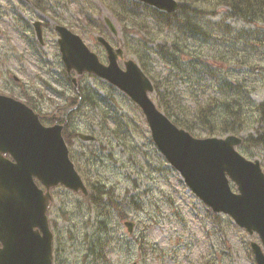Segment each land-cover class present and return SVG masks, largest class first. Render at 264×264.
Listing matches in <instances>:
<instances>
[{
  "label": "rangeland",
  "instance_id": "obj_1",
  "mask_svg": "<svg viewBox=\"0 0 264 264\" xmlns=\"http://www.w3.org/2000/svg\"><path fill=\"white\" fill-rule=\"evenodd\" d=\"M43 1L44 7L39 8L29 0H0V94L22 102L30 98L27 95L32 96L34 109L43 119L51 118L56 108H65L68 99L77 94L64 77L55 23L79 34L104 63L106 53L96 42V35L121 46L125 57L140 66L142 59L147 68L144 72L152 82L159 81L163 92L178 95L183 116H190L208 94L217 90H204L202 83L199 86L192 82L190 58L214 61L220 74L245 85L254 101L264 99V46L252 45L248 31L254 26L229 17L226 6H219L201 24L211 30L220 21L231 30L216 31V38L203 41L185 36L174 24L156 23L143 8L138 9V15L148 31L139 26H133V31L124 30L114 11L115 0ZM104 16L113 22L116 36L106 27ZM36 19L43 22L45 44L41 49L39 45L32 48L17 31L25 30L29 41L37 43L31 25ZM256 28L262 29V23ZM161 46L171 52L185 50L182 69L166 62L159 51ZM41 78L56 92L45 88ZM78 82L94 90L99 100L95 105L84 102L70 115L67 126L75 133L95 135L96 140L86 142L76 134L72 145L67 144L76 158L71 160L83 179L87 175L91 183L113 191L114 200L126 217L120 218L114 208L98 215L99 210L89 206L82 194L64 187L51 189L53 201L48 216L54 235V264H89L93 257L89 246L97 251L100 246L106 248L107 261L95 264H255L249 242H259L258 236L247 234L228 215L211 211L193 194L156 148L140 109L122 92L95 76L84 73ZM151 96L157 103L156 94ZM118 115L121 121L115 124ZM43 123L49 125L44 120ZM258 128L264 130V121L249 125L241 134L255 133ZM240 152L249 159H259L261 165L264 161V150L260 148L253 149L251 154ZM127 220L135 222L131 235L124 225Z\"/></svg>",
  "mask_w": 264,
  "mask_h": 264
},
{
  "label": "water",
  "instance_id": "obj_2",
  "mask_svg": "<svg viewBox=\"0 0 264 264\" xmlns=\"http://www.w3.org/2000/svg\"><path fill=\"white\" fill-rule=\"evenodd\" d=\"M138 1L167 12L178 6L176 0ZM103 19L116 35L111 19ZM33 25L43 44L41 21ZM54 29L71 82L77 86L78 75L91 73L125 93L141 109L154 144L190 190L213 212L227 214L248 234H257L260 243L250 241V248L256 264H264V171L259 159H249L239 152L242 138L235 134L193 136L157 107L150 97L151 80L134 59L124 57L121 47H113L97 36L107 53L108 62L104 64L78 34L60 24ZM62 128L57 122L44 125L31 107L0 94V264H53V235L47 217L50 189L63 186L88 193L69 157ZM78 136L85 141L95 139L90 134ZM124 224L131 233L134 222Z\"/></svg>",
  "mask_w": 264,
  "mask_h": 264
},
{
  "label": "trees",
  "instance_id": "obj_3",
  "mask_svg": "<svg viewBox=\"0 0 264 264\" xmlns=\"http://www.w3.org/2000/svg\"><path fill=\"white\" fill-rule=\"evenodd\" d=\"M35 7H44L43 0H29ZM105 2V1H104ZM116 8L114 9L117 18L122 21L124 30L133 31V26H139L142 30L148 31L147 24L138 15V9H147L148 15L158 24L167 26L174 24L182 31L185 36L199 38L203 41L216 38V31L228 32L231 28L223 22H216L208 30L201 21L209 14H215L219 6H226L228 16L234 19L242 20L245 24L253 25V29L249 30V37L252 45L261 44L264 46V0H179L178 9L174 12H164L158 10L148 4H144L135 0H115ZM46 9V8H42ZM113 10V9H112ZM183 15V17H180ZM90 19V16H88ZM88 18V24H90ZM128 21L129 23L123 22ZM262 23V29H257L258 24ZM30 25L27 23L26 28ZM255 28V29H254ZM23 34L30 43L32 48L38 46L33 41H29L28 34L25 30H18ZM229 33V32H228ZM253 47V46H252ZM41 49V47L39 46ZM38 51V50H37ZM159 51L163 53L166 62L173 64L177 69H182L185 60L186 52L184 49H178L176 52L169 51L164 46H161ZM141 67L147 72L145 62L140 59ZM191 66V75L193 83L200 86L202 83L204 90L208 87H216L217 90L208 94L204 101L198 104L190 116L181 115V101L177 94L163 92L159 81H154V93L158 107L179 127L188 130L195 136H224L226 134H241L249 125L264 121V99L260 102L254 101L250 97V91L238 81L229 80L223 77L219 72V66L215 65L214 61H204L199 58L191 59L188 67ZM64 72V77L67 84H70L72 89H75L67 79ZM195 77V79H194ZM40 83L45 85V88L50 89L53 93L56 92L52 86L48 87L47 80L41 78ZM107 84L106 82H104ZM77 86V94H74L68 99L64 106L73 107L67 118H63L60 122L63 124V138L68 145H72V140L76 133L68 128V119L70 115L75 114L82 104L95 105L98 101L94 90L88 87ZM108 85V84H107ZM112 89L114 87L108 85ZM61 93L62 92H58ZM25 98L24 102L32 108L36 107L35 100L32 96ZM103 99V97H100ZM76 106V108H74ZM117 116L115 124H119L121 119ZM46 121L45 119H43ZM242 143L239 146L240 151L244 154H251L255 148L264 150V130L256 129L255 133L241 134ZM70 158H75L72 151H69ZM264 170V161L262 162ZM81 171V170H79ZM86 179V180H85ZM84 182H87L88 195L84 196L88 200V205L99 210L98 215H105L103 210L114 208L118 211L120 218H125L126 214L121 210L118 202L114 200L113 191L104 190L102 185L93 184L89 181L87 175ZM218 215V214H215ZM104 245V244H103ZM88 252L92 255L89 264L106 262V248L100 246L99 250H95L94 246L88 247Z\"/></svg>",
  "mask_w": 264,
  "mask_h": 264
},
{
  "label": "flooded vegetation",
  "instance_id": "obj_4",
  "mask_svg": "<svg viewBox=\"0 0 264 264\" xmlns=\"http://www.w3.org/2000/svg\"><path fill=\"white\" fill-rule=\"evenodd\" d=\"M13 79H14V77H13ZM15 80V79H14ZM64 110L63 111V113L61 114V115H59V116H55L56 114H58V112L60 111V110ZM39 115H40V117H43V116H41L42 114H40L39 113ZM65 108H56V110L54 111V113H53V115L51 116V118H47V120H46V117H45V122L46 123H49V125H50V123L52 122V120H53V122L51 123V124H53L54 122H60L61 120H62V118H64L65 117ZM44 118V117H43ZM43 118H41L42 119V121H43ZM46 125H48V124H46ZM7 158H9V159H12L10 156H8L7 155Z\"/></svg>",
  "mask_w": 264,
  "mask_h": 264
}]
</instances>
